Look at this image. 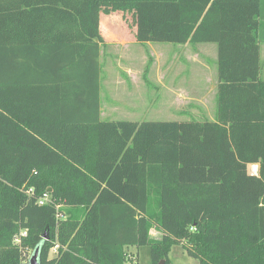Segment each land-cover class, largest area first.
<instances>
[{
  "label": "trees",
  "instance_id": "1",
  "mask_svg": "<svg viewBox=\"0 0 264 264\" xmlns=\"http://www.w3.org/2000/svg\"><path fill=\"white\" fill-rule=\"evenodd\" d=\"M111 13L140 44H216L213 121L100 120ZM262 40L264 0H0V264L37 247L40 264H125L133 247L170 264L176 245L264 264Z\"/></svg>",
  "mask_w": 264,
  "mask_h": 264
},
{
  "label": "rangeland",
  "instance_id": "2",
  "mask_svg": "<svg viewBox=\"0 0 264 264\" xmlns=\"http://www.w3.org/2000/svg\"><path fill=\"white\" fill-rule=\"evenodd\" d=\"M100 25H101V34L104 39V42L107 46L102 48L103 58H102V75L100 77V93H101V121H132V122H142V121H190V119H199L194 121H204L209 120V118L214 117L216 99L215 92L213 91L212 86L208 84L214 82L213 74L210 75L212 78L211 82L203 83L199 79H196V75H191L187 79V83L191 80L193 86H188L190 89L187 90L184 101H182L179 106L176 103H173L174 96H168L167 90L163 92V96L172 101L170 104L168 99L164 98L155 88L151 87L150 89L144 85L146 91L144 95H141L140 88L131 87L130 91L127 88L119 87V96L116 95L114 88L115 80L124 84L127 82L125 78V73L123 74L121 69L131 68L136 75L135 80L142 83V76L149 75L152 84L158 82V78L162 75V69L158 67V64H163V61L159 62L158 52L162 47H180L179 44L171 43H145L142 44V48L139 49L140 54H136L132 60H129L123 54V49L120 47V43H128L129 46H133L131 43L135 42L134 40V29L132 26V20L129 15H123L122 13H111L109 15L102 14L100 16ZM260 46V63H261V80H264V60L263 57V40ZM140 46L136 44V47ZM199 50L196 52V48L191 46L182 47L183 56V67L182 72L185 71V68L189 65V58L205 60V64L208 69L214 71L216 75V57H217V47L214 43H200L195 46ZM130 48V47H129ZM205 48V49H204ZM209 48V49H208ZM212 52H211V50ZM135 51V49H133ZM149 51V52H148ZM198 54V56H197ZM132 56V53H131ZM191 60V59H189ZM212 68H210V66ZM202 66L205 67L204 64ZM112 71L111 75L108 77L104 71ZM201 72V73H200ZM199 73L202 75L204 70H201ZM176 71L171 72L172 77H174ZM187 75L183 76L186 79ZM186 83V82H185ZM202 84L204 86H202ZM183 85H185L183 83ZM188 85V84H186ZM206 85V86H205ZM184 88V87H183ZM195 89V90H194ZM144 90V89H143ZM175 98V97H174ZM118 100V102H115ZM107 104V105H106ZM215 106V107H214ZM104 107L110 109L109 111H104ZM180 107V109H178ZM177 111H176V110ZM181 116H179V111ZM189 118V119H187ZM206 118V119H204ZM203 119V120H202ZM248 172L252 175L257 174V170L252 166H248ZM150 236L155 239L160 238V234L156 231H151ZM32 251H28L26 255V261L29 259ZM129 260L125 264H150L149 262V253L147 247L141 248H129ZM55 250H51L49 257H54ZM170 264H198V261L191 258L186 254L184 249L180 245L173 246L169 253Z\"/></svg>",
  "mask_w": 264,
  "mask_h": 264
},
{
  "label": "crops",
  "instance_id": "3",
  "mask_svg": "<svg viewBox=\"0 0 264 264\" xmlns=\"http://www.w3.org/2000/svg\"><path fill=\"white\" fill-rule=\"evenodd\" d=\"M99 30H100V33H101L102 29H101L100 22H99ZM101 36H102V34H101ZM131 44L132 45L134 44V45L133 46H129L128 43H120V46H121L120 48L123 49V54H125V57L127 59H129V60H132L134 58L135 54H136V57H137V54H140L139 49H141L142 52L144 53V50H143V48L141 46L142 44L137 43L136 41L132 42ZM136 44H138L140 46L136 47ZM261 44H260V46H261ZM187 45L191 46L193 49L196 48L195 47L196 45H191V44H188V43L187 44H183L180 47H162V48L158 47L160 49V51L158 52V55H159L158 61L159 62L163 61V64H158V67L160 69H162L163 71L161 73L162 75L158 78L159 80H158L157 84L156 83L152 84V82L150 80V76H149L150 74L147 75V76L143 75L142 76V83H140V82L135 80L136 75L134 73H132L133 70L131 68L127 67L125 69L123 68V70L121 69L122 73L123 74L125 73V75H126L125 78L127 79V82L126 83L124 82V84H123V83L115 80L113 90L115 91L116 95L119 96V87L127 88V90L130 91L131 87L136 85L135 87H139L140 88V90H141L140 94L141 95H144V91H146V88H145L146 86L149 89L151 87H153V88H155L158 91H162V93H160L162 96H163V92L167 90L168 96H174L175 97V98L172 97L174 99L173 103H176V104H178L180 106L182 101H184V98L186 96L187 90L188 89L191 90V88H189L188 86H191V85L193 86L194 85L191 80L187 83V79H188L189 76L197 74L196 75V79L199 77L201 82L208 83V82H211L212 78L210 77V75L213 74L214 82L210 83L208 85L212 86L211 88H213V91L212 90H210V91L212 93L215 92V99H216V87H217V83H218V81H217V70H216V73H215L216 75H214V71H213L212 66L209 65L210 68H212V69H208L206 64H205V60H203V63H202V58L201 57H200V59H198V61L196 59L189 58V59H191V60L188 59L189 65H185L187 67L185 68V71L182 72L183 57L185 59H187V57L183 56L184 54L182 53V47H187ZM104 46H107V44L104 42V39H103V42H101V43L99 42L98 43V49H99L98 58H97V62H98V66H99L98 83L100 82V77L102 75V65H103V63H102V58H103V55H102L103 50H102V48ZM133 49H135V51ZM198 50L199 49L196 48V52ZM211 52H212V50H211ZM131 53H132V56H131ZM197 56H198V54H197ZM89 58H91V57L89 56ZM216 59H217V57H216ZM261 59L264 60V46H263V57H261ZM202 64H204L205 67L202 66ZM201 70L205 71V72L202 73V75H200V73H201L200 71ZM173 71H176V73H174V77H172V75H171V72H173ZM104 72L107 74L108 77L112 73V71H110V70L109 71L107 70V71H104ZM185 75H187L186 79L183 78V76H185ZM183 83L185 85H183ZM186 84H188V85H186ZM142 85H144L145 87L142 86ZM202 86H204V85L202 84ZM163 97L168 99L167 96H163ZM168 101H170V100L168 99ZM115 102H118V100H115ZM169 103L171 104L172 101H170ZM178 109H180V107H178ZM102 110H103V108H102V105H101V93H100V85H99V117H100V120H101ZM109 110L110 109H107V108L104 107V111H109ZM179 113H180L179 116H181V112L180 111H179ZM187 119H189V118H187ZM204 119H206V118H204ZM214 119H215V112H214V117L213 118H209V120L213 121ZM192 120H199V119H192ZM253 165H256V164H253ZM249 166H252V165H249ZM256 166H257V171H258V165H256Z\"/></svg>",
  "mask_w": 264,
  "mask_h": 264
},
{
  "label": "water",
  "instance_id": "4",
  "mask_svg": "<svg viewBox=\"0 0 264 264\" xmlns=\"http://www.w3.org/2000/svg\"><path fill=\"white\" fill-rule=\"evenodd\" d=\"M24 264H40V261H39V247L35 248L32 251L29 259ZM160 264H164V262L162 261V262H160Z\"/></svg>",
  "mask_w": 264,
  "mask_h": 264
},
{
  "label": "built area",
  "instance_id": "5",
  "mask_svg": "<svg viewBox=\"0 0 264 264\" xmlns=\"http://www.w3.org/2000/svg\"><path fill=\"white\" fill-rule=\"evenodd\" d=\"M46 197L42 198L40 201H39V204H43L45 201H46Z\"/></svg>",
  "mask_w": 264,
  "mask_h": 264
},
{
  "label": "bare ground",
  "instance_id": "6",
  "mask_svg": "<svg viewBox=\"0 0 264 264\" xmlns=\"http://www.w3.org/2000/svg\"><path fill=\"white\" fill-rule=\"evenodd\" d=\"M253 168H254V170H255V169L257 170V166H256V165H253Z\"/></svg>",
  "mask_w": 264,
  "mask_h": 264
}]
</instances>
